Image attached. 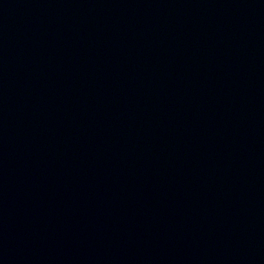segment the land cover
I'll return each mask as SVG.
<instances>
[{"label":"water","instance_id":"obj_1","mask_svg":"<svg viewBox=\"0 0 264 264\" xmlns=\"http://www.w3.org/2000/svg\"><path fill=\"white\" fill-rule=\"evenodd\" d=\"M0 264H264V0H0Z\"/></svg>","mask_w":264,"mask_h":264}]
</instances>
